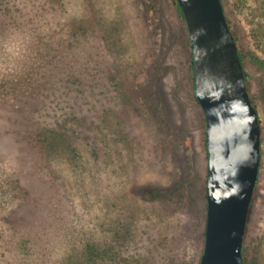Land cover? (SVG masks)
Returning a JSON list of instances; mask_svg holds the SVG:
<instances>
[{
    "label": "rangeland",
    "instance_id": "obj_1",
    "mask_svg": "<svg viewBox=\"0 0 264 264\" xmlns=\"http://www.w3.org/2000/svg\"><path fill=\"white\" fill-rule=\"evenodd\" d=\"M224 4L261 130L242 251L264 264V0ZM190 52L172 0H0V84L27 69L35 83L0 96V170L36 223L8 264H65L88 243L111 248L109 264H199L207 152ZM29 122L54 129L48 158L21 140Z\"/></svg>",
    "mask_w": 264,
    "mask_h": 264
},
{
    "label": "water",
    "instance_id": "obj_2",
    "mask_svg": "<svg viewBox=\"0 0 264 264\" xmlns=\"http://www.w3.org/2000/svg\"><path fill=\"white\" fill-rule=\"evenodd\" d=\"M186 24L193 95L205 116L206 225L199 264H243L261 130L221 0H176Z\"/></svg>",
    "mask_w": 264,
    "mask_h": 264
},
{
    "label": "trees",
    "instance_id": "obj_3",
    "mask_svg": "<svg viewBox=\"0 0 264 264\" xmlns=\"http://www.w3.org/2000/svg\"><path fill=\"white\" fill-rule=\"evenodd\" d=\"M232 6L236 9H240L244 3L252 0H231ZM175 8L177 9L181 18H183L182 13L176 3V0H172ZM224 14L226 17L227 24L229 26L230 32L233 36V39L236 43L235 34L231 29V25L229 19L227 17L226 9L224 0H221ZM261 46L264 47V39L259 42ZM57 49L54 47L53 49L44 47L42 52L44 54L48 53V50ZM238 49V47H237ZM239 58L241 60L244 75H245V82L248 94L250 96L251 102L257 111V106L254 101V96L251 94L249 89V82L247 80V72L245 70V63H244V54H241L238 49ZM43 55V54H42ZM190 68L193 75V84H194V72H193V63H192V55L190 52ZM33 70L27 69L25 71L20 72L14 80L10 83L8 81L0 84V96H24L27 92L31 91L32 87L35 83L31 82L33 79ZM5 98V97H2ZM196 101V100H195ZM259 119V117H258ZM260 123V120H259ZM52 131L54 129L47 127L46 125H40L37 123L29 122L23 125V130L21 132L22 139L24 142L29 144V141L32 143L33 146H37V152L41 154V158L45 159L48 158L49 154L52 152L54 146L50 140ZM26 191L21 187L19 183V179L15 177L13 174L7 173L6 170H0V264H8L9 261H12V256L9 253H14L13 250H10L9 246H12L14 251H19L21 254L24 253L27 255L29 249V239L27 237H23L21 234V228H30L34 227L36 223L33 222V226H29L28 224L24 225L23 221L26 217L25 215H18V211L21 207V204L16 201L18 198L22 199V201L26 197ZM254 197V195H253ZM21 201V202H22ZM253 198L251 201L250 209L252 206ZM250 211V210H249ZM30 216V215H29ZM33 221V220H32ZM17 236L16 238H13ZM116 255L112 251L111 248H103L99 249L96 243H88L84 251L80 253L77 258L75 255H69L68 259L65 264H109L114 260ZM242 259L243 264H247L246 257L242 251ZM141 262H135L137 264H149L148 259H141ZM134 262V260L130 261Z\"/></svg>",
    "mask_w": 264,
    "mask_h": 264
}]
</instances>
